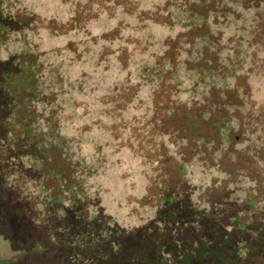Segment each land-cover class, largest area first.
<instances>
[{"label": "rangeland", "instance_id": "1", "mask_svg": "<svg viewBox=\"0 0 264 264\" xmlns=\"http://www.w3.org/2000/svg\"><path fill=\"white\" fill-rule=\"evenodd\" d=\"M7 2L27 24L1 55L23 38L45 78L24 109L11 98L7 142L28 109L24 142L51 141L54 168L125 228L174 192L264 230V0Z\"/></svg>", "mask_w": 264, "mask_h": 264}, {"label": "trees", "instance_id": "2", "mask_svg": "<svg viewBox=\"0 0 264 264\" xmlns=\"http://www.w3.org/2000/svg\"><path fill=\"white\" fill-rule=\"evenodd\" d=\"M0 80L3 89L8 80L5 75ZM8 93L10 102L16 94L11 89ZM25 93L29 102L35 99ZM22 106L24 109L23 101ZM31 116L26 109L22 119L26 133ZM219 128L222 135L228 130L222 124ZM45 142L37 136L35 140L28 139L23 142V154L28 159L39 160L35 162L46 168V175L52 179L75 185L72 171L66 174L63 169L54 168L52 161L59 153L50 154L51 141ZM24 169L28 176L31 168ZM37 173L38 168L33 174ZM6 187L10 189L12 185ZM82 192L80 188H72V201L68 205L59 203L56 223H49L44 215L34 224L36 246L25 248L26 254L39 256V261L33 264H257L251 260L254 256H261L264 261L263 228L255 221L244 222L236 211L226 213L213 207H199L188 197L181 201L174 192H164L154 217L142 225L125 228L103 213L96 199H82ZM220 252L222 256L218 258Z\"/></svg>", "mask_w": 264, "mask_h": 264}, {"label": "flooded vegetation", "instance_id": "3", "mask_svg": "<svg viewBox=\"0 0 264 264\" xmlns=\"http://www.w3.org/2000/svg\"><path fill=\"white\" fill-rule=\"evenodd\" d=\"M20 10L18 7L10 8L7 0H0V79L2 75H5L8 85L10 83V89L16 94L13 95L11 101L15 106L19 105L17 98H23L24 91L35 98L34 100H38L43 92L41 88L45 83V78L40 73L42 69L38 59L25 47L23 38L20 40V45L5 55H1V49L5 50L6 40L10 36H22L24 33L23 30L27 22L20 14ZM25 71L27 73H24ZM52 74L50 73V78L53 77ZM57 74L55 72V75ZM51 83L54 84L53 81ZM5 92L0 87V239H4L8 247L5 252L0 251V264H33L40 258L36 255L26 254L25 248L26 246H36L33 243L35 239L34 224L39 222L44 215H46L45 218H48L49 223H56L58 218L55 216L60 213L59 203L68 205L72 201L70 190L72 188L77 190V185L76 183L73 185L72 182L68 184L62 179L58 183L59 179L55 180L50 175H46V168L43 169L40 163L35 162L39 160L27 158L28 161L25 163L24 140L22 139L23 115L18 116L13 122L14 128L18 131L16 139L13 138L14 144L6 141L9 127L8 116L5 117L8 110H5L9 109L10 99L8 100L9 93L6 92L4 95ZM13 107L11 105V108ZM20 107H22L21 104ZM12 112L15 113V110L12 109ZM25 167L31 168L28 176L24 174ZM37 168L38 173L35 175L33 173ZM19 178L20 180H18ZM28 179L35 181L33 183L37 186L35 193L24 189L23 183ZM48 179L50 182L47 181ZM9 181L13 182L10 189L6 187ZM80 189L83 190L80 195L82 199L88 198L85 189ZM9 249L15 253H9Z\"/></svg>", "mask_w": 264, "mask_h": 264}]
</instances>
